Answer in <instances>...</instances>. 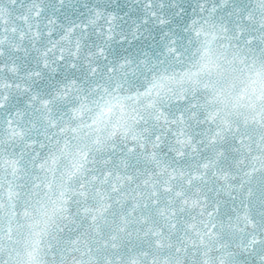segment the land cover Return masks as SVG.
<instances>
[{
	"label": "snow or ice",
	"instance_id": "6c2138e0",
	"mask_svg": "<svg viewBox=\"0 0 264 264\" xmlns=\"http://www.w3.org/2000/svg\"><path fill=\"white\" fill-rule=\"evenodd\" d=\"M0 264H264V0H0Z\"/></svg>",
	"mask_w": 264,
	"mask_h": 264
}]
</instances>
